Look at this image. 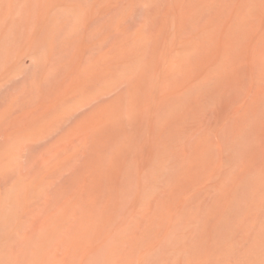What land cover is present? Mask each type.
Listing matches in <instances>:
<instances>
[{
    "label": "rangeland",
    "instance_id": "1",
    "mask_svg": "<svg viewBox=\"0 0 264 264\" xmlns=\"http://www.w3.org/2000/svg\"><path fill=\"white\" fill-rule=\"evenodd\" d=\"M0 264H264V0H0Z\"/></svg>",
    "mask_w": 264,
    "mask_h": 264
}]
</instances>
